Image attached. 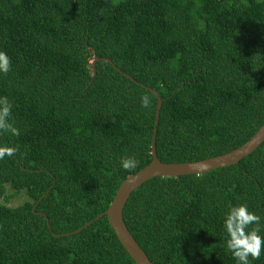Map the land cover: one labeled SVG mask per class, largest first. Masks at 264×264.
I'll return each mask as SVG.
<instances>
[{
    "label": "trees",
    "instance_id": "1",
    "mask_svg": "<svg viewBox=\"0 0 264 264\" xmlns=\"http://www.w3.org/2000/svg\"><path fill=\"white\" fill-rule=\"evenodd\" d=\"M0 51V97L19 130L0 132L17 148L0 160V264H136L106 215L70 232L151 162L158 100L144 85L163 100L164 162L226 153L264 123V0H0ZM95 54L113 64L94 74ZM239 203L264 236V142L237 164L149 179L124 220L155 264H235L223 215Z\"/></svg>",
    "mask_w": 264,
    "mask_h": 264
},
{
    "label": "water",
    "instance_id": "2",
    "mask_svg": "<svg viewBox=\"0 0 264 264\" xmlns=\"http://www.w3.org/2000/svg\"><path fill=\"white\" fill-rule=\"evenodd\" d=\"M100 59L109 61L113 64L110 58L99 57L95 54L94 59L92 61L94 66V74L96 72L95 63ZM125 74L128 75L130 78L134 79L129 74ZM138 83L144 85L141 82ZM144 86L150 91H152L158 100L151 141V162L140 170H138L137 172L128 175L121 182L112 202L103 213L99 214L95 219L85 223V225L79 227L78 229L70 233H76L82 230L84 227L90 225L93 221L106 215L110 226L115 231L119 241L129 253V255L132 257L134 262L136 264H155L149 258L147 253L140 246V244L137 242L124 220V208L133 191L140 185H142L144 182L148 181L153 177H176L188 174H201L217 168L239 163L241 159L253 153L264 142V123L244 144L226 153L218 154L199 160L164 162L159 159L156 148L157 126L160 119L163 100L156 89L147 85ZM55 235L58 236L60 234L55 233Z\"/></svg>",
    "mask_w": 264,
    "mask_h": 264
},
{
    "label": "clouds",
    "instance_id": "3",
    "mask_svg": "<svg viewBox=\"0 0 264 264\" xmlns=\"http://www.w3.org/2000/svg\"><path fill=\"white\" fill-rule=\"evenodd\" d=\"M10 71V57L6 52L0 51V73ZM142 108H149L151 101L148 96L140 97ZM11 103L6 97H0V132L9 133L11 136L19 135V130L11 121ZM17 151L15 146L0 144V160L5 156L12 157ZM133 157H122L120 167L123 170H132L137 167ZM249 225H254L249 228ZM223 229L226 233L224 246L231 254L235 264H252L262 255L264 236L260 234V217L248 210L247 204L239 203L228 207L223 215ZM251 258V259H249Z\"/></svg>",
    "mask_w": 264,
    "mask_h": 264
},
{
    "label": "rangeland",
    "instance_id": "4",
    "mask_svg": "<svg viewBox=\"0 0 264 264\" xmlns=\"http://www.w3.org/2000/svg\"><path fill=\"white\" fill-rule=\"evenodd\" d=\"M22 199L23 198L20 195H17V196L8 197V199L5 200V202L8 203V204H11V205H16L19 202H21Z\"/></svg>",
    "mask_w": 264,
    "mask_h": 264
}]
</instances>
